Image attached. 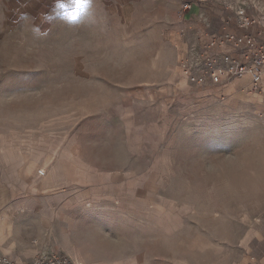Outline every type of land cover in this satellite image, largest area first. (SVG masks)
<instances>
[{
    "label": "rangeland",
    "instance_id": "374dc122",
    "mask_svg": "<svg viewBox=\"0 0 264 264\" xmlns=\"http://www.w3.org/2000/svg\"><path fill=\"white\" fill-rule=\"evenodd\" d=\"M83 5L0 0V178L32 257L264 264V80L191 85L181 50L221 25L178 41L175 2Z\"/></svg>",
    "mask_w": 264,
    "mask_h": 264
},
{
    "label": "built area",
    "instance_id": "2783aa9c",
    "mask_svg": "<svg viewBox=\"0 0 264 264\" xmlns=\"http://www.w3.org/2000/svg\"><path fill=\"white\" fill-rule=\"evenodd\" d=\"M203 2L205 0L182 1L175 16L176 22L181 25L177 29L178 41L187 40L188 24L191 23L189 13L193 6H200ZM224 9L221 30H195L193 53L181 50L180 66L194 86L244 78L254 88H261L264 80V0H226ZM230 25L240 28L239 32L230 30ZM39 175H45V170H39ZM0 264L81 263L68 255L38 253L26 260L0 255Z\"/></svg>",
    "mask_w": 264,
    "mask_h": 264
},
{
    "label": "crops",
    "instance_id": "0c3cea01",
    "mask_svg": "<svg viewBox=\"0 0 264 264\" xmlns=\"http://www.w3.org/2000/svg\"><path fill=\"white\" fill-rule=\"evenodd\" d=\"M105 1L117 5L118 7L114 10L124 19L135 13L138 3L141 2V0ZM168 1L175 2L176 5L178 4V10L183 0ZM225 2L224 0H205L200 6H193L189 13V19L194 24H219L222 28L221 17L225 11ZM221 28L212 32H219ZM236 32L239 31L236 30ZM44 184L49 185L50 182L46 181ZM11 198L10 189L5 186L0 178V255H10L18 260H26L36 252V249L30 246V241L34 237L30 236L28 222L24 219L25 216L22 208L15 202H12Z\"/></svg>",
    "mask_w": 264,
    "mask_h": 264
},
{
    "label": "clouds",
    "instance_id": "9594fccd",
    "mask_svg": "<svg viewBox=\"0 0 264 264\" xmlns=\"http://www.w3.org/2000/svg\"><path fill=\"white\" fill-rule=\"evenodd\" d=\"M89 4H90V0H84L83 7L85 8V10H87V7H88Z\"/></svg>",
    "mask_w": 264,
    "mask_h": 264
}]
</instances>
